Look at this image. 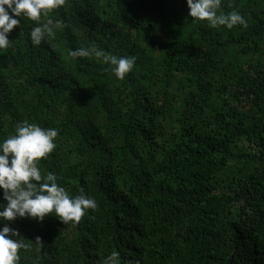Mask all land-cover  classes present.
Masks as SVG:
<instances>
[{
	"label": "trees",
	"instance_id": "16d2710c",
	"mask_svg": "<svg viewBox=\"0 0 264 264\" xmlns=\"http://www.w3.org/2000/svg\"><path fill=\"white\" fill-rule=\"evenodd\" d=\"M248 26L212 28L187 0H66L64 27L33 46L28 18L0 50V141L23 121L55 128L38 162L70 196L95 199L80 222L8 224L19 264H264V0H222ZM94 46L136 57L119 80ZM6 205L0 189V210ZM39 238V239H37Z\"/></svg>",
	"mask_w": 264,
	"mask_h": 264
},
{
	"label": "clouds",
	"instance_id": "9594fccd",
	"mask_svg": "<svg viewBox=\"0 0 264 264\" xmlns=\"http://www.w3.org/2000/svg\"><path fill=\"white\" fill-rule=\"evenodd\" d=\"M66 4V0H0V50L9 48L10 33L21 24L20 18L36 22L30 31L32 45L39 46L47 38H54L56 29L63 28L61 22L53 23L42 17ZM189 16L193 20L207 21L212 28L226 26H248V22L238 11L219 12L222 0H187ZM72 58L95 57L111 70L119 80L125 79L136 64V57L117 56L103 49L89 46L73 50ZM55 128H42L39 124L23 121L17 124L14 134L0 141V189L6 205L0 210V223L14 221L17 217L43 221L48 215H55L64 224L80 222L88 211L97 208L95 199L84 194L69 195L57 182V176L48 172L42 175L38 168L41 158L47 157L57 148ZM18 230L4 224L0 228V264H19V249L27 247L17 239ZM39 239V238H37ZM104 264H120L119 253L113 252Z\"/></svg>",
	"mask_w": 264,
	"mask_h": 264
}]
</instances>
